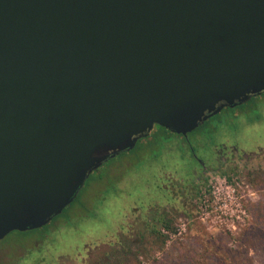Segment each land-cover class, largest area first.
Returning <instances> with one entry per match:
<instances>
[{
	"label": "water",
	"instance_id": "water-1",
	"mask_svg": "<svg viewBox=\"0 0 264 264\" xmlns=\"http://www.w3.org/2000/svg\"><path fill=\"white\" fill-rule=\"evenodd\" d=\"M264 92V0H0V239L46 224L154 124Z\"/></svg>",
	"mask_w": 264,
	"mask_h": 264
},
{
	"label": "rangeland",
	"instance_id": "rangeland-1",
	"mask_svg": "<svg viewBox=\"0 0 264 264\" xmlns=\"http://www.w3.org/2000/svg\"><path fill=\"white\" fill-rule=\"evenodd\" d=\"M255 96L243 102L238 112L247 119L262 114L260 123L248 124L249 131L259 130L251 134V139L260 135L264 137V94ZM236 112V108L223 110L220 115L199 125L188 135L194 148L201 146L195 144L196 133L206 135V127L217 125L218 120L227 116L234 117V122ZM150 137L154 144L143 139V148L137 142L132 149L117 153L91 171L79 189L77 199L44 224L41 230L31 236L21 237L14 232L1 238L0 264H11L15 257L23 253L24 247L34 244L37 235L43 232L48 236L43 241H36L37 244L43 242V245L32 249L24 264H37V261L38 264H157V260H163V255L149 232L152 228H158V224L156 221L143 222V215H139L134 198L144 179L150 180L152 175L155 184L161 178L165 182L159 183L158 187L150 186L145 181L144 189L150 187L145 197L148 199L146 205L166 208L164 215L171 219L175 227L174 232L164 238L165 249L173 243L189 251L191 245L201 240L211 252L215 251V259H218V256L223 257L221 252L228 253L236 248L242 233L255 227L258 234L256 247L244 251L240 259L245 260L243 263L241 260V264H264V139L259 142L262 146L261 157L255 155L247 166H243L245 173L234 171L228 175L230 180H226L242 194L247 211L245 223L238 229L228 231L201 221L199 217L201 200L207 197L216 179L201 181L196 178V173L191 174L192 169L196 168L195 163L187 146L175 134L163 131ZM166 140L167 145L164 143ZM252 151L258 152L254 147ZM157 159L167 163V170L154 167L151 161L155 163ZM165 185L167 188L164 189ZM163 189H167V196L162 193ZM102 196L105 200L102 207L92 214ZM80 202L82 210L79 212L87 216L65 220L66 216L78 214ZM195 220L203 231L191 229V223ZM160 231L165 232L163 229ZM221 236H225L226 240H222ZM23 242H26L23 246L18 245Z\"/></svg>",
	"mask_w": 264,
	"mask_h": 264
},
{
	"label": "flooded vegetation",
	"instance_id": "flooded-vegetation-1",
	"mask_svg": "<svg viewBox=\"0 0 264 264\" xmlns=\"http://www.w3.org/2000/svg\"><path fill=\"white\" fill-rule=\"evenodd\" d=\"M258 95H260V94H258ZM241 104H239V105H241ZM239 105H236L233 107H223L217 113H215L214 115L207 118V119H209V118L214 117V116L216 117V116L220 115L219 113H221L223 110L236 108V111H237L234 114V116L236 118V120L234 122H233L234 117L227 116L224 119L218 120L217 125L214 124V126L206 127L204 129V132L206 133L207 136L205 134L201 135V134L196 133L194 136L195 137V144L201 145L197 148L196 147L194 148V145L190 142L188 135L191 134L192 132H194L199 125L197 127H195L193 130L187 132L185 135H182L179 133L170 132L166 128H165V130L159 129L158 127L155 126V124L151 127V129L149 130V132L147 133L146 136L141 137L135 141L133 147L136 145L137 142H139V143H141V147L143 148L144 142H145L143 139L149 140L152 144H154V142L150 140L151 135H157L158 133H161L163 131L170 132L172 134H175L176 137L180 138L181 141L183 142V144H185L187 146L186 148H188L190 155H191V159L194 161L195 167H196V168L192 169L191 174L196 173L197 179L200 178L201 181H203V179L212 180V179H217V178H223L225 180H230V179H228L229 178L228 175H231L232 172L235 171V172H239V173L240 172L245 173L246 170L243 166H247L248 163L251 162L255 158V155H259V157H261L260 155L262 154V152H261L262 146L259 144V142H260V140L264 139V137L261 135L256 137V139H251L250 138L252 136L251 134L258 133L259 130L249 131V128H248V124L260 123L262 121V114L257 115L253 118H250V119L243 118V116L241 114L238 115V112L242 109L241 107H237ZM241 118H243V119H241ZM207 119H205L202 123H204ZM164 143H165V145H167V140ZM252 144H253V146H252ZM141 147H140V149H142ZM253 147L256 150H258V152L252 151ZM132 148H130V149H132ZM194 149H197L198 152H196ZM164 151H166V150H164ZM186 157L190 158L189 156H186ZM134 159H135V157L133 158V160ZM157 160L158 161L155 163H154V161H151L154 164V167L157 166L158 169H163L164 171L167 170L166 169L167 163L162 162L159 159H157ZM145 181H148L149 183H146ZM143 182H142V187L140 186L137 188V192H136L137 195L134 196V198L136 199L135 201H136L137 206H138L137 208H138L139 215L140 216L143 215V217H142L143 222H147V221H153L154 222L157 219V221H156V223H157V222H160L162 220V218L167 219V216L164 215V213H166V208H163L162 205L158 206V207H152L150 205H146L147 204L146 201L148 199H146L145 197L147 194V190L150 187H146V189H144L145 183L149 184L150 186L156 185L159 187V183L163 184L165 181L161 178V179H159L158 183L155 184V178L152 175V177H150V180L148 178H146V179H144ZM152 183H154V184H152ZM136 187H137V185H136ZM165 188H167V185L164 186V189ZM164 189L161 191L164 195H166L167 189L166 190H164ZM78 191H77L75 197L72 199V201L69 204H71L72 202H74L77 199ZM103 199H104V196L100 197L99 201L97 202L98 203L97 209L92 214L97 213L98 209L100 207H102V205L105 201V200L103 201ZM159 207L162 209H159ZM79 210H82L81 202L79 203L78 214H76L74 217L73 216H69V217L66 216L65 220H69L71 218L74 219V218H77L79 216H87V215H84V213L79 212ZM148 213H149V215H148ZM46 236H48V235L45 234V237ZM43 239L44 238H42L40 240L43 241ZM37 240L38 239L34 240L35 241L34 246L43 245L42 244L43 242H41L40 244H37V242H36Z\"/></svg>",
	"mask_w": 264,
	"mask_h": 264
},
{
	"label": "trees",
	"instance_id": "trees-1",
	"mask_svg": "<svg viewBox=\"0 0 264 264\" xmlns=\"http://www.w3.org/2000/svg\"><path fill=\"white\" fill-rule=\"evenodd\" d=\"M263 94L264 92H261L260 95H256V96L257 97L262 96ZM237 107H240V105ZM155 126L158 127L159 129L165 130V128L157 124H155ZM54 217H56V215ZM195 222L191 223V229L194 228L195 232L199 230L203 231V229L199 226V223L196 222L197 224L193 226V223ZM157 224H158V228H152L149 232L153 236L154 241L156 242L155 243L156 248L159 249L163 255V260H157L158 262L157 264H231V263L241 264V260H242V263L245 260V258L240 259L242 254H244V251L250 248L256 247L255 242H256V238H258L256 228L251 227L250 230H246L244 233L241 234L239 238V244L236 246L235 249H232V250L230 249L228 253L221 252V255L223 257L219 258L218 256V259H215V257L217 256L215 251L211 252L210 249L207 246H205L203 242H201V240H198L197 244L191 245L189 251H185L182 249V247L176 246L173 243L167 246V249H165L164 238L166 236H169L170 233H173L175 227L173 225V222L169 218L167 219L162 218V220L160 222H157ZM43 227L45 226L43 225L41 227L30 229V230H25V231L14 230L9 233L15 232L21 237H26V236H31V234L36 233L37 230H41ZM160 229L161 230L163 229L165 232L164 233L161 232ZM44 237H45V233L43 232V233L38 234L36 239H42ZM21 239H24V238H21ZM221 239L226 240L225 236H221ZM24 243L26 242H23L22 244L19 243L18 245L23 246ZM29 246L30 247H24L23 253L20 256L15 257L11 261V264L12 263L13 264H17V263L24 264V261L26 260V258L30 256L31 250L32 249L35 250V247H38V245L34 246V244L29 245ZM37 264H38V261H37Z\"/></svg>",
	"mask_w": 264,
	"mask_h": 264
},
{
	"label": "built area",
	"instance_id": "built-area-1",
	"mask_svg": "<svg viewBox=\"0 0 264 264\" xmlns=\"http://www.w3.org/2000/svg\"><path fill=\"white\" fill-rule=\"evenodd\" d=\"M242 198L230 182L216 179L207 197L201 200L200 220L228 231L238 229L247 220Z\"/></svg>",
	"mask_w": 264,
	"mask_h": 264
}]
</instances>
